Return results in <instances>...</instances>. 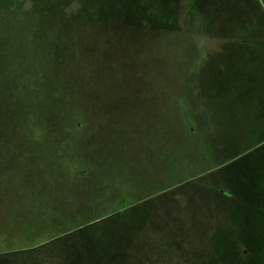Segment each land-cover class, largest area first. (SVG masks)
Segmentation results:
<instances>
[{
    "label": "rangeland",
    "instance_id": "1",
    "mask_svg": "<svg viewBox=\"0 0 264 264\" xmlns=\"http://www.w3.org/2000/svg\"><path fill=\"white\" fill-rule=\"evenodd\" d=\"M263 134L264 0H0V264H264Z\"/></svg>",
    "mask_w": 264,
    "mask_h": 264
},
{
    "label": "crops",
    "instance_id": "2",
    "mask_svg": "<svg viewBox=\"0 0 264 264\" xmlns=\"http://www.w3.org/2000/svg\"><path fill=\"white\" fill-rule=\"evenodd\" d=\"M260 130V129H259ZM264 135V134H263ZM253 149H261L260 151H258L259 153H258V159H257V161H258V163L260 162V164H259V167L260 168H262V169H264V137H262L261 138V140H259L256 144H255V146H253ZM242 166L243 167H245V170H246V164L243 162V164H242ZM262 171V170H261ZM257 173H259L258 171H257ZM261 173V172H260ZM259 175V174H258ZM257 175V176H258ZM263 178H264V171H263ZM255 184H256V186H262V181L260 180V177H258L257 178V181H255ZM253 186V185H252ZM260 195V194H259ZM244 198V196L242 195V199Z\"/></svg>",
    "mask_w": 264,
    "mask_h": 264
},
{
    "label": "trees",
    "instance_id": "3",
    "mask_svg": "<svg viewBox=\"0 0 264 264\" xmlns=\"http://www.w3.org/2000/svg\"><path fill=\"white\" fill-rule=\"evenodd\" d=\"M25 252H26V251H25ZM25 252H24V253H25Z\"/></svg>",
    "mask_w": 264,
    "mask_h": 264
}]
</instances>
